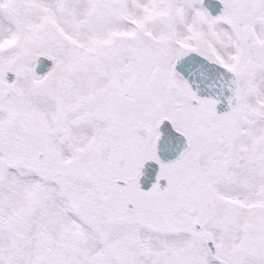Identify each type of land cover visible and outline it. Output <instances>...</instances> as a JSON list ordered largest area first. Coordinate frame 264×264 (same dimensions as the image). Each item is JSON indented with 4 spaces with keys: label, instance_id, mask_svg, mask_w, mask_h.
Returning <instances> with one entry per match:
<instances>
[{
    "label": "snow or ice",
    "instance_id": "snow-or-ice-1",
    "mask_svg": "<svg viewBox=\"0 0 264 264\" xmlns=\"http://www.w3.org/2000/svg\"><path fill=\"white\" fill-rule=\"evenodd\" d=\"M0 264H264V0H0Z\"/></svg>",
    "mask_w": 264,
    "mask_h": 264
}]
</instances>
